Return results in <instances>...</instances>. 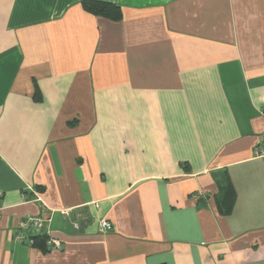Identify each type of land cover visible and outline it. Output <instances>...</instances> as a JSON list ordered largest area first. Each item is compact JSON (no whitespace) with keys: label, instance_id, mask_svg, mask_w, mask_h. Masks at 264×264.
<instances>
[{"label":"crops","instance_id":"0c3cea01","mask_svg":"<svg viewBox=\"0 0 264 264\" xmlns=\"http://www.w3.org/2000/svg\"><path fill=\"white\" fill-rule=\"evenodd\" d=\"M85 1L0 0V264H264V0Z\"/></svg>","mask_w":264,"mask_h":264},{"label":"trees","instance_id":"16d2710c","mask_svg":"<svg viewBox=\"0 0 264 264\" xmlns=\"http://www.w3.org/2000/svg\"><path fill=\"white\" fill-rule=\"evenodd\" d=\"M85 9L98 16H103L105 18L111 19L113 21H118L122 17L121 8L115 4L99 2V1H90L87 0L83 3ZM223 184L221 196L219 198V207L223 214H231L234 204L236 201V192L233 185L230 183L229 179H226ZM34 245L45 249L44 244L46 243V235H37L33 237Z\"/></svg>","mask_w":264,"mask_h":264},{"label":"built area","instance_id":"2783aa9c","mask_svg":"<svg viewBox=\"0 0 264 264\" xmlns=\"http://www.w3.org/2000/svg\"><path fill=\"white\" fill-rule=\"evenodd\" d=\"M256 155L260 158L264 159V139L261 141V143L257 146L256 148ZM201 195H196L197 199H200ZM46 221L40 217H33L30 216L26 219V221L22 224V230L18 233V240L20 242L34 245V236L37 235H46L47 240H46V246L47 249L52 250L56 248H60V242L56 239L50 236L46 231H45V225ZM75 227L78 229L79 225L75 224ZM100 228L102 231L108 232L113 230V225L111 222L107 220H102L100 222ZM30 233L31 236L30 238H26L24 233Z\"/></svg>","mask_w":264,"mask_h":264}]
</instances>
